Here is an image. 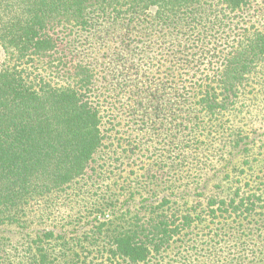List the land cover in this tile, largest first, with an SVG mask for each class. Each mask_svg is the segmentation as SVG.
Wrapping results in <instances>:
<instances>
[{
	"label": "trees",
	"instance_id": "trees-1",
	"mask_svg": "<svg viewBox=\"0 0 264 264\" xmlns=\"http://www.w3.org/2000/svg\"><path fill=\"white\" fill-rule=\"evenodd\" d=\"M253 1L0 0V264H167L176 242L190 257L175 252V264H264V132L240 128L253 83L264 101V29L242 27L214 78L194 90L191 108L217 122L219 138L187 125L183 138L169 134L168 155L108 193L118 161L103 127L109 108L91 64L64 54L79 31L133 25L154 6L155 20L182 22L203 43L234 29Z\"/></svg>",
	"mask_w": 264,
	"mask_h": 264
},
{
	"label": "rangeland",
	"instance_id": "rangeland-1",
	"mask_svg": "<svg viewBox=\"0 0 264 264\" xmlns=\"http://www.w3.org/2000/svg\"><path fill=\"white\" fill-rule=\"evenodd\" d=\"M155 11V6L146 9L138 17L140 20L133 25L115 26L104 23L88 31H79L75 35L74 44H70L69 49L64 52L69 59L91 64L96 77L97 92L109 108L110 115L104 116L103 127L111 135L110 142L116 148L115 156L118 161L113 164L116 178L110 174V182H104V185L109 183L105 189L107 193L111 189L115 190L118 185L120 187L121 180L129 171L140 174L151 157L158 154L168 155L173 147V139L169 134H173V138H183V133L187 134L184 127L195 126L196 122L206 126L204 132H212L217 127V122L208 121L203 113L191 108L194 90L205 79L214 78V73L222 66V52L228 49L242 27L254 25L264 29V0H254L244 16L237 20L234 29H227L224 33L217 32L211 39L206 37L203 43H199L201 34L197 30L185 31L182 22L172 28L167 27L155 20ZM209 39L211 43L206 45ZM176 43L181 44L177 47ZM197 44L200 48L195 53ZM130 47L132 51H129ZM209 47H215L214 54L206 52ZM249 89L253 90L252 94H248L250 111L246 108L240 113V128L245 134H253L256 126L260 127V132H264V108L258 113V109L264 106L263 95L254 83ZM223 119L226 121L227 117ZM213 134L215 139L219 138L214 131ZM205 136H198V140L206 141ZM138 141L141 147L138 151L134 150L137 153L126 156L125 149L129 144ZM212 165L217 167L216 170L221 167V163L220 167L216 163ZM259 169L260 167L256 170L259 175L257 180L264 182V171ZM234 170L232 165H227L223 172L231 179ZM221 177L219 175L215 181L226 184V180H218ZM114 181L116 187L111 183ZM160 186L150 188L148 193L158 190ZM87 191L96 192L93 188ZM84 203L80 205L81 209ZM83 211L85 212V208ZM209 232L205 228L199 230L197 235L201 240H206L210 236ZM175 252L180 256L190 257L180 243L176 242L175 248L169 253L170 260H166L167 264H175L172 257ZM201 254L202 252L197 258L202 259ZM178 264L189 263L186 261Z\"/></svg>",
	"mask_w": 264,
	"mask_h": 264
}]
</instances>
